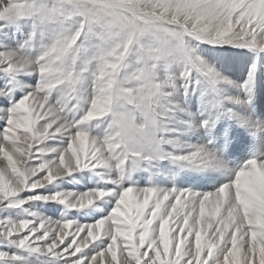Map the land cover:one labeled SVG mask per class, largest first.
I'll return each mask as SVG.
<instances>
[{
    "label": "snow or ice",
    "instance_id": "1",
    "mask_svg": "<svg viewBox=\"0 0 264 264\" xmlns=\"http://www.w3.org/2000/svg\"><path fill=\"white\" fill-rule=\"evenodd\" d=\"M262 60L264 0H0V264H264Z\"/></svg>",
    "mask_w": 264,
    "mask_h": 264
},
{
    "label": "rangeland",
    "instance_id": "2",
    "mask_svg": "<svg viewBox=\"0 0 264 264\" xmlns=\"http://www.w3.org/2000/svg\"><path fill=\"white\" fill-rule=\"evenodd\" d=\"M216 58L210 60L213 63H216L217 67H219L221 71H223L226 75H229L232 79V74L234 75L236 71L243 73V78H240L241 81L247 78V68L245 67V64L242 60ZM248 67H250V65ZM255 103L258 108H264V60L260 62L259 71L257 73Z\"/></svg>",
    "mask_w": 264,
    "mask_h": 264
},
{
    "label": "bare ground",
    "instance_id": "3",
    "mask_svg": "<svg viewBox=\"0 0 264 264\" xmlns=\"http://www.w3.org/2000/svg\"><path fill=\"white\" fill-rule=\"evenodd\" d=\"M203 54L206 55L209 59H215L216 58L214 55H212L210 53H203ZM216 59H218V58H216ZM242 76H243V73H239L237 71L235 72L234 75L232 74L233 79L240 80V78H243ZM229 91H231L233 94H235L237 90H235V89H229ZM263 107H264V103H263Z\"/></svg>",
    "mask_w": 264,
    "mask_h": 264
}]
</instances>
